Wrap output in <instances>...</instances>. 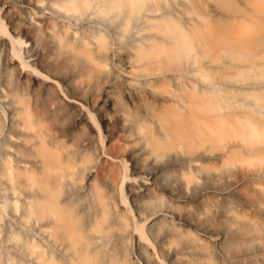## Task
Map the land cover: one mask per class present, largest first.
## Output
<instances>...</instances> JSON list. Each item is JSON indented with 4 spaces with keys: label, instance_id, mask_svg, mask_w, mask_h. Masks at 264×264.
Wrapping results in <instances>:
<instances>
[{
    "label": "bare ground",
    "instance_id": "obj_1",
    "mask_svg": "<svg viewBox=\"0 0 264 264\" xmlns=\"http://www.w3.org/2000/svg\"><path fill=\"white\" fill-rule=\"evenodd\" d=\"M143 1L52 0L118 27ZM47 2L0 0V264H120L126 212L143 264H264V202L230 185L232 159L264 165V0H212L189 32L162 13L123 51Z\"/></svg>",
    "mask_w": 264,
    "mask_h": 264
},
{
    "label": "rangeland",
    "instance_id": "obj_2",
    "mask_svg": "<svg viewBox=\"0 0 264 264\" xmlns=\"http://www.w3.org/2000/svg\"><path fill=\"white\" fill-rule=\"evenodd\" d=\"M211 1L212 0H145L143 1L144 2L143 6L140 8L141 12L139 14L136 13L135 17L133 16L134 18L126 27L125 26L118 27L115 25L116 22L113 23L112 21L107 22L106 24H102L99 22L80 23L77 19H74V17L67 16L66 13L54 9L55 5L52 2V0H49V2H47L48 8L45 9V12L47 15H51L50 17L53 21L59 22L62 28L70 25V23H73L72 27L75 28L76 31L74 32L76 34L79 33L86 34V37L88 36L92 40H94L96 36H98V34H102L104 39L103 38L101 39L103 40L105 45L108 46L111 50H113L116 47V43L118 42V40H121L118 43H123V48L121 50L123 51L128 43H131L132 41L136 40L138 37L147 38L150 36H155L156 35L155 28L151 27L154 21L151 19V17L159 16L162 13H167L171 15V17L175 18L178 23L184 25V27H187V31L189 32V30L193 29V25L198 24L200 18L208 13V11L210 10L208 6V2ZM243 1L244 0H238L239 3H242ZM147 8H151L153 10L145 11V9ZM148 17L150 18L149 20ZM78 22L81 25L77 26ZM100 29L105 30V32L99 33ZM137 31L140 32L138 35H137ZM82 34H80V36H84ZM213 58L215 59L219 58L218 60H220V62L221 61L227 62L233 60V56L229 57L227 56V54L222 55L221 52H219V54L218 52H211V51L206 53L207 61L215 62ZM90 158L92 157L90 156ZM232 160L234 161V163H236V165L235 167H232L231 174L233 176L230 185L233 183L234 190L238 189L239 192L241 193V196L247 198H251L252 193L255 196L254 191L258 190L259 191L258 194L261 198L260 200L264 202V165L259 164L251 167L242 166V169L239 170V173H237L236 166L237 164L240 165V163L236 159H232ZM84 183L85 180L82 179L79 184L84 185ZM74 186H70V189L72 190ZM91 186H92L91 187L92 190H94L93 193L95 192L94 195L97 194L99 195V197L103 195L102 194L103 192L98 189V182L96 180L93 181V184ZM0 200H1L0 205H2L3 203L2 194H0ZM0 212H1L0 214H2L3 212L2 209H0ZM126 214L128 215V212H126ZM126 214L119 217V219L121 218L120 221L121 226L117 227L120 229V231L117 233L118 235L117 241H119L118 256H120L121 259L120 264H143L142 260L140 259L136 251L134 241L123 237L122 229L124 228L128 220ZM75 215L76 217L74 216V220L77 223H81L90 218V213L87 211H84L83 215L81 216L79 215V211ZM108 215H110V213ZM42 218H40V220H42ZM109 219L110 217L108 216L105 224L108 223ZM2 221L3 218L1 217V222ZM181 228L182 227H180V229ZM111 230H109L108 233L106 232L107 236H110L111 235L110 233L112 231L114 232V227L113 230L112 231ZM184 236H191V233ZM192 236L198 238V240H200L205 245L204 246L205 248H207L208 250L211 249L210 244L201 237H199L196 233L192 232ZM34 241L35 242H33V244L40 245V247L37 248L46 251L47 242L45 239L41 238L40 241L38 240V238H36ZM120 241L122 242L123 246H120ZM68 251H70V249H68ZM101 253L102 255L106 254V250L102 249L101 251L98 252V254ZM164 262L166 264H169L165 260ZM61 264H69V261L65 258L64 260L61 261Z\"/></svg>",
    "mask_w": 264,
    "mask_h": 264
}]
</instances>
